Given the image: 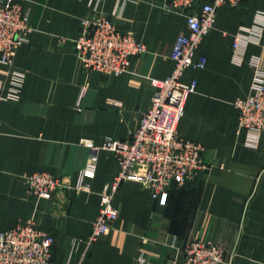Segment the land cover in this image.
<instances>
[{
    "label": "crops",
    "instance_id": "1",
    "mask_svg": "<svg viewBox=\"0 0 264 264\" xmlns=\"http://www.w3.org/2000/svg\"><path fill=\"white\" fill-rule=\"evenodd\" d=\"M29 12L23 43L11 65L0 62V228L35 219L52 233L53 264H172L195 240L234 252L232 264H264V134L240 129L235 102L252 93L264 72V0L220 8L195 62L181 81L197 87L178 132L203 147L208 169L186 186L157 197L139 182H124L114 203L119 218L91 247L101 192L120 171L108 150L91 140H128L149 110L151 79L173 70L170 54L186 18L164 9L165 0H21ZM116 18L147 51L118 76L86 71L74 41L83 21ZM246 45L235 49V38ZM46 172L68 183L53 196L30 195L26 177ZM82 188H78V187Z\"/></svg>",
    "mask_w": 264,
    "mask_h": 264
},
{
    "label": "built area",
    "instance_id": "2",
    "mask_svg": "<svg viewBox=\"0 0 264 264\" xmlns=\"http://www.w3.org/2000/svg\"><path fill=\"white\" fill-rule=\"evenodd\" d=\"M248 0H165L164 9L186 18L187 32L176 39L170 59L173 70L163 80L151 79L153 89L151 107L142 114L141 123L130 139L122 141L108 137L100 146L91 140L83 144L92 150L91 163L82 171L83 177H92L96 154L111 151L119 165L117 176L101 192L99 215L88 239V246L112 230L119 218L114 203L120 186L127 181L139 182L157 197L161 193L193 182L198 173L208 169L203 147L182 137L178 125L185 114L189 95L197 87L196 81H181L189 67L204 68L206 60L195 62L196 51L214 27L218 9H239ZM29 12L21 0H0V62L11 65L17 49L22 45ZM244 35L235 38V49L246 45ZM77 55L86 71L105 76L126 72L133 59L145 53L147 47L139 43L133 33L119 30L116 18L98 14L83 21L79 37L74 41ZM240 129L264 134V72L257 73L252 93L235 102ZM27 191L43 199H52L55 193L67 188L63 177L36 172L25 179ZM79 189L82 187H78ZM55 236L35 220L21 222L8 230L0 228V264H53ZM235 253L222 245L195 239L185 250L183 261L172 264H232Z\"/></svg>",
    "mask_w": 264,
    "mask_h": 264
}]
</instances>
